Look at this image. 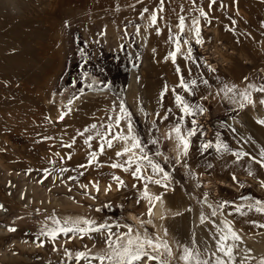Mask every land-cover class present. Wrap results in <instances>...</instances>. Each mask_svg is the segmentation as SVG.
<instances>
[{"label":"rangeland","instance_id":"374dc122","mask_svg":"<svg viewBox=\"0 0 264 264\" xmlns=\"http://www.w3.org/2000/svg\"><path fill=\"white\" fill-rule=\"evenodd\" d=\"M208 2L197 0L193 4L192 0H164L157 25L150 27L147 17L158 8L160 0H0L1 28L14 22H21V27L26 28L28 22L25 20L35 21L32 24L37 25L30 26L37 37L22 39L26 45L22 43L24 49L21 47V52L25 56L17 65L21 70L36 65L35 72L30 76L26 72L27 77L19 82L0 83V88H10L5 103H0V264H87L86 259L77 261L74 254L89 252L95 255L102 251L106 247L102 234L61 233L53 241L39 236L46 218L55 216L63 220L68 214H82L97 225L110 224L113 232L127 231L125 225L138 228L137 220L149 219L148 203L140 196L145 183L151 187V194L165 196L175 206L184 203L185 209L174 223L175 238L182 244H188L192 239V211L186 210L197 206L200 212L198 201L204 199V193H208L207 199L213 204L222 200L244 203L241 196L264 201V186L261 185L264 168L249 157L234 163L235 157L231 152L218 154L214 147L201 150L203 143L211 141L215 144L217 133L233 151L242 149L258 156L259 150L264 148V125L251 119L244 125H238L234 120L242 116L246 107L239 109L216 95L226 84L240 89L237 85L240 81L244 86L264 85V0H218L211 10L207 8ZM34 4L39 14L29 17L24 12L25 7ZM145 7L150 11L141 17ZM198 7L209 11L211 20L208 23L200 18L203 43L196 44L195 39L189 38L195 62L180 55L174 65L170 59H164L168 52L174 50V44L168 38L176 34L179 16L183 15L186 21L198 17L199 13L195 11ZM137 26L141 29L139 33ZM157 26L162 30L159 35L155 32ZM30 27L28 25L25 30H30ZM114 38L117 39L115 42ZM29 42L35 45L33 49ZM27 45H30L28 49ZM207 46L223 61L214 72L209 71L203 57ZM177 65L181 69L180 74L175 71ZM85 72L89 75L84 76ZM133 75L140 80L145 95L142 98L150 101L152 117L144 99H140L141 107L146 108L143 113L133 107L136 96L128 95ZM181 75L186 81L197 79L198 88L194 95L178 86ZM200 79L208 80V85L201 84ZM88 84H93V88H106L109 95L106 98L102 95L84 98L87 91H93L87 87ZM165 85L169 91L161 98ZM81 88L83 94L79 91ZM177 93L184 95L191 104L199 103L206 109L203 114L185 117L183 128H191V121L195 119L200 130L190 138L188 156L181 158L180 163H176V153L161 130L163 126L171 129L182 115L175 104ZM63 94L66 104L74 96H79L81 103L73 107L64 120H59L60 113L67 110L56 112V99ZM120 99L132 113L134 132L145 145L148 155L170 173L167 188L162 184L137 180L122 169L111 168L113 161L123 162L126 158L115 156V151L121 147L119 143L98 157L99 167H80L87 165L88 153L97 150L100 141L93 131L94 139L89 148L84 144L89 133L84 137L77 133L93 123L103 131L101 126H106L111 122L110 118L118 114ZM256 111L264 118V108ZM165 114L167 119L162 118ZM10 118L15 119L12 125ZM228 126L235 128L236 132ZM124 127L127 125L122 121L118 130H124ZM44 137L52 139L45 140ZM73 138L75 143L71 148L62 146L72 143ZM150 139L158 142L151 144ZM156 151L162 152L168 160L154 156ZM69 155L71 159H68ZM62 167L67 171L60 172ZM249 168L253 172L251 176L248 175ZM147 174L152 175L150 169ZM233 174L237 176L236 182L231 178ZM113 175L119 176L125 186L118 187ZM197 183L200 187L196 186ZM85 185L87 187H83ZM229 212H232L231 204L225 210L226 217L247 233L264 232V228L259 227L264 224V215L256 212L247 216L234 212L228 215ZM131 213L137 219H133ZM251 221L256 222L255 226ZM46 222L50 227L54 226L51 220ZM144 227L149 234L154 233L151 225L145 224ZM9 228L16 231L10 232ZM203 230L205 235L197 238L198 243H211L208 228ZM40 241H43L42 246H38ZM65 250L73 254L71 258ZM261 256H264V249L252 256L255 261H249V264H258ZM92 264L99 262L93 260Z\"/></svg>","mask_w":264,"mask_h":264},{"label":"snow or ice","instance_id":"6c2138e0","mask_svg":"<svg viewBox=\"0 0 264 264\" xmlns=\"http://www.w3.org/2000/svg\"><path fill=\"white\" fill-rule=\"evenodd\" d=\"M139 2V0H138ZM218 0H209L207 8L209 10L213 9ZM193 4L197 3V0H192ZM224 7L223 4L220 5ZM164 0H160L159 6L156 10H152L150 15H148L149 26L157 25L159 13L163 12ZM147 7L143 8L140 13L141 17H144L146 13H149ZM198 11V17H192L191 24L186 25V19L183 15L179 16L177 24V32L175 35H170L169 40L174 44V50L168 52L164 57L165 60H171L175 65L177 61V56L182 55L184 59L191 60L195 62L192 56V47L190 45V40L187 38L191 34V38L195 39L196 44H202L203 40L201 38V27L200 18H204L208 23H211L209 18V11H206L204 7H198L195 9ZM162 18V17H160ZM235 23V21H233ZM187 29V30H186ZM137 33L141 31L140 27L136 28ZM160 27H155V32L157 35L161 33ZM183 46H187L186 50ZM155 52V49H153ZM83 55V50H81ZM177 74H180L181 69L177 65L175 69ZM209 71L214 72L215 69L209 65ZM84 76L89 74L85 72ZM93 83H96L95 81ZM200 83L203 85H208V80L200 79ZM186 93L189 95H194L197 91V79H191L186 81L181 75L179 79V85ZM87 87L93 91H102L103 89L93 88V84H88ZM105 87H108L105 85ZM80 93L83 94V89L81 88ZM169 89L165 85L164 89L161 91L160 96L163 98L164 94L168 92ZM175 93V88L172 89ZM258 92L264 94V85L256 86L253 84L247 85L243 90L237 88L236 85H224L218 92L217 96L221 99H226L230 104L236 105L239 109H244L246 106L255 107L257 101L253 99V93ZM79 96H74L68 101V107L66 111H63L58 116L59 120H64L65 116L68 115L72 108L70 107L73 100H78ZM202 99H207L203 97ZM259 104L264 106V98L259 99ZM175 104L180 110L182 115L179 116L175 125L166 134V139L175 141L176 150V163L181 162V158L187 157L190 148V138L197 134L200 130V126L197 124L196 120L191 121L192 127L189 129L183 128L185 117H193L197 114H203L206 109L199 103L191 104L184 95L175 94ZM119 112L115 117H111L110 121L106 126L102 125L103 131L97 129L95 123L79 131L77 135L84 137L85 133H89L84 139V144L91 148V142L94 139L93 131L95 132V138H98L100 143L97 150L90 151L88 153L87 165H81L80 167H86L90 165L100 166L98 163V157L106 151V149H112L115 147L116 143L121 145L120 149L115 151L116 157L125 158L123 162L113 161L110 167L113 169H122L124 172H130V174L137 180L151 182L157 185H163L165 188L168 187L167 181L170 180V173L165 171L164 167L161 166L159 162H155L145 150V145L134 132L132 113L125 106L123 99L119 101ZM143 112V109L141 108ZM171 112V109H169ZM157 115H160L157 113ZM163 119H167V114H165ZM126 122V130H118L120 128L121 122ZM258 124L264 125V118L257 120ZM153 127H155V121H153ZM231 128V126H228ZM232 132H236L235 128H231ZM217 140L215 144L211 141L203 143L201 145V150L206 151L209 148H215L218 154H224L231 152L235 157V162L240 161L243 157H249L251 161L258 164L261 168H264V148L259 150L258 156H252L248 152L238 149L233 151L227 143L220 139V133H217ZM43 139H52L51 137H44ZM158 141L155 139H150L149 143L156 144ZM75 143V138L72 139V143L62 145L63 147L71 148ZM56 155H59L57 153ZM156 157L163 156V153L156 151L154 154ZM61 159H64L61 157ZM71 159V155L68 156ZM165 161L168 160L167 156H163ZM187 166V165H185ZM211 168V165H208ZM148 169L151 170L152 175H148ZM60 172L67 171L66 168H60ZM47 173L48 170L45 169ZM193 175L192 173H189ZM248 175H253L251 168L248 170ZM155 176L161 177L160 179L154 178ZM232 180L237 181V176L232 175ZM70 179H74L70 177ZM112 179L117 182L118 187H123L124 181L116 175L112 176ZM261 185L264 186V181H261ZM97 190L98 188V184ZM197 187L200 184L197 183ZM83 187H87L86 185ZM111 185H109V188ZM135 188L136 185L134 184ZM243 187V184H240ZM142 199L146 200L148 203L147 214L149 216L148 220H137L139 225L138 228H134L131 225H125L127 229L125 232H113L112 226L108 223L96 224L95 221L83 217L79 218H65L63 220L56 218L55 216H49L47 220H51L54 226L50 227L45 221L42 224L39 236L48 237L51 240H55L61 233L68 235L70 233H78L80 235L88 233H101L104 237V242L106 247L95 255H90L89 252H76L75 259L77 261L81 259H86L87 264H92L93 260L99 262V264H146V262H152V264H249V261H255V258L250 255L251 249L245 246V237L241 230L236 229L233 226V221L227 219L225 215V210L228 206L232 205V212L240 215L247 216L250 212H256L264 215V201L259 199H250L247 196H241L240 200L244 203H235L232 201L222 200L215 204L210 203L207 199L208 193H204V199L199 200L198 203L201 205V210L199 212V225L201 227L208 228L210 232V240L201 241L198 243L196 234L193 233L192 239L188 244H181L176 242V248L179 250L178 253L174 252L171 242L167 239V230H163V234L152 233L149 234L147 229L144 227L145 224H153L154 212L153 208L156 203L159 202L163 204L162 195L151 194L148 190L147 183L143 186V191L140 193ZM140 201L138 200L137 203ZM2 207V206H0ZM210 210V211H209ZM186 211H193V209L188 208ZM229 212L228 215H231ZM179 214V213H177ZM216 218H219V222ZM161 220L164 219L163 216L160 217ZM255 226L256 222L251 221ZM83 225V226H82ZM210 226V227H209ZM117 228L120 227L119 224L116 225ZM260 228H264V224L259 225ZM10 232L16 231L15 228H9ZM43 241H40L38 246H42ZM65 254L71 258L72 253L65 250ZM239 258V259H238ZM258 264H264V256H261Z\"/></svg>","mask_w":264,"mask_h":264},{"label":"bare ground","instance_id":"6f19581e","mask_svg":"<svg viewBox=\"0 0 264 264\" xmlns=\"http://www.w3.org/2000/svg\"><path fill=\"white\" fill-rule=\"evenodd\" d=\"M36 1H38V0H36ZM22 4L24 6V3H22ZM41 4H43L42 1H41ZM35 5L36 4L31 5L28 8L25 7L26 8V10L24 11L25 14H27L29 17L30 16L32 17L34 15L39 14V13H37L38 9H37V7ZM18 7L19 6H17V8ZM9 9H10V6H9ZM60 12L61 11H59V13ZM4 19H5V17H4ZM25 21L28 22V24L23 23V25H25V24L27 25L26 28L28 27V25L30 27L31 24H32V22H35V21L30 22L29 20L28 21L25 20ZM8 22H10V21H8ZM8 24H10V26L4 27V28H1L0 27L2 29V32L1 33L4 34L3 37H1L2 34L0 35V83H2L3 85H5L4 83L19 82L20 80L25 79L24 77L30 76L29 74H31V73L33 74L35 72V67H36V65H34L31 68H29V66H28L27 67L28 70H27V68H25V70H27V71H25L23 69L24 68L23 67L22 70L25 71V72H23L17 66L18 64H20V62L22 61L23 57L25 56V54L23 55V53L21 52V50L24 49L22 47V43H24V42H22V39L25 38V37H29L31 39L32 36L33 37H34V35L36 36V34H35L36 32H33L31 27H30V30L31 31L29 29H27V31H26L25 30L26 29L25 26H24V28L21 27L22 26V23L21 22H16V23L14 22L12 25H11V23H8ZM190 24H191V19L188 20V21H186V25H190ZM0 25H1V23H0ZM32 25L34 26L36 24L34 23ZM142 35L145 38V33L142 32ZM188 38L192 39L191 38V34H189ZM27 40L30 41L29 39H27ZM27 40H26V42H27ZM116 40L117 39H115L113 42H115ZM30 42L28 44H30ZM32 42L34 43V41H32ZM24 45H26V44L24 43ZM30 45H27V48L26 49H28V46H30V47L33 46L32 43ZM21 47H22V49H21ZM34 47H35V45L32 47V49ZM34 51H36V50L34 49ZM29 52H30V49H29ZM180 57L181 56L178 54L177 59H179ZM25 63L26 62L23 61V65H25ZM29 63L30 62L28 61V64ZM26 72L28 74L27 76H25ZM5 81H7V82H5ZM240 82H242V81H240ZM240 82L238 84L237 83L236 84L239 85L238 87L240 88V90H243L246 86L242 85ZM102 89H103L102 91H87L84 94L83 97L88 99V98H93V97L98 96V95H102V96H104L106 98L109 95L108 94V90L106 88H102ZM9 90H10L9 86H4V87L0 88V103H2V104L5 103L6 95H7V93H8ZM128 93H129L128 95L134 94L136 96V99L137 100H136V102L133 103L134 109L137 110V111H139V112H141V113H143L146 108L144 109V108L141 107V105H140V99H142V100L144 99V98H142L143 95H144V92H143L142 88L140 87V80H139L138 77H136V75H133L131 77V79H130ZM262 96L263 95L261 93H258V92H255L253 94V99L257 101L256 106H255L256 108L255 107H252L250 105L249 106H246V109H244L242 116H240L239 119H235L234 120L235 122H238L239 124L238 123H235L233 121L235 123V125L236 124H238V125H244L245 122H246V120H248V119H251V120L257 122L258 119H261L262 118L258 114V112H257L258 110L256 111V109H258L260 107L261 108H264V106L260 105L259 102H258L259 99L262 98ZM145 98H147V97H145ZM56 100H57V106H56L57 107L56 108V112L57 113H60L62 111V109L67 108L69 106L68 104H66L67 103L66 102L67 100H66L65 94L59 95L58 96V99H56ZM144 101L146 102V107H147V109L150 112L151 117H152V111H151V107H150L151 106L150 101H147L145 99H144ZM145 102H143V103H145ZM78 103H81V99L80 98L78 100H73V103H72V105L70 107L73 109V107H76L78 105ZM235 107H236V105H235ZM141 108L143 109V112L141 111ZM259 111H260V109H259ZM260 114H262V112H260ZM10 119H9L10 125H12L14 123V121H12L13 119H11V120ZM20 121H21V117H20ZM15 122L17 123V118H16V121ZM124 130H126V127H124ZM161 130H162V133L164 135H166L169 132L170 128H168V127L166 128V127L163 126L161 128ZM169 143L171 144V147L173 148V152L176 153V150H175V141L174 140H169ZM250 180L253 181V182H255L251 177H250ZM205 183L206 184L209 183L211 185V183L208 182V181H206ZM148 190L151 193V187H148ZM162 199H163V204L161 205L159 202H157L156 203V206L153 208L154 217H153V224H151V227L153 228L154 233H160V234H163V230L166 229L167 230V239L171 242L174 252H177L178 253L179 250L176 248V242H178V241L175 238V233H174L175 226H174V223L177 222V220L179 219V217H181V215H182V213H183V211L185 209V205H183L184 204L183 203V204H179V205L176 204V206H175V205L171 204V202L165 196H162ZM145 202L147 203L146 200H145ZM177 213H179V214H177ZM130 216L133 219H137L136 216L134 214H132V213L130 214ZM161 216L164 217L163 220L160 219ZM79 217L87 218L86 216H84L82 214H68V215H66V218H79ZM198 217H199V209H198L197 206H195L193 208V211L191 212V215H190V222H191L192 227H193L192 236H193V233H195L196 234V238L199 239L200 237L202 238V236L205 235V232L203 230L204 227H201L199 225V219H198ZM87 219H89V218H87ZM217 221L219 222L218 219H217ZM233 226L236 229L241 230L243 232L244 237H245V246L251 249V252H250V255L251 256H256L258 253H260L261 251H263V249H264V232L259 233V234H256L254 232L247 233L246 230H244V228L239 227L234 221H233ZM208 238L210 240V236ZM211 243H212V241H211Z\"/></svg>","mask_w":264,"mask_h":264},{"label":"built area","instance_id":"2783aa9c","mask_svg":"<svg viewBox=\"0 0 264 264\" xmlns=\"http://www.w3.org/2000/svg\"><path fill=\"white\" fill-rule=\"evenodd\" d=\"M205 54L203 55L206 63L210 65L212 68L217 69L220 65H222V59L220 56H218V53L216 51H213L210 47H204ZM230 51V50H228ZM231 52V51H230ZM209 120V119H208Z\"/></svg>","mask_w":264,"mask_h":264},{"label":"crops","instance_id":"0c3cea01","mask_svg":"<svg viewBox=\"0 0 264 264\" xmlns=\"http://www.w3.org/2000/svg\"><path fill=\"white\" fill-rule=\"evenodd\" d=\"M213 125H215L214 123H213ZM215 129V128H214Z\"/></svg>","mask_w":264,"mask_h":264}]
</instances>
